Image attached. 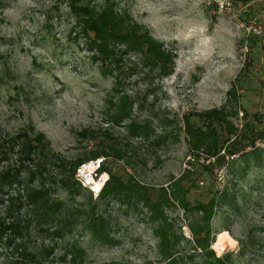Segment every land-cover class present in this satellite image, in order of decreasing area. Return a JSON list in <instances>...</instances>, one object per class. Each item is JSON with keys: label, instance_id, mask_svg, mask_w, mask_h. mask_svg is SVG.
<instances>
[{"label": "rangeland", "instance_id": "rangeland-1", "mask_svg": "<svg viewBox=\"0 0 264 264\" xmlns=\"http://www.w3.org/2000/svg\"><path fill=\"white\" fill-rule=\"evenodd\" d=\"M112 1L173 51L174 69L167 78L151 73L141 54L124 56L111 75L99 62L92 63L93 53L68 12L70 0H0V174L6 170L13 174L20 167L24 139L12 142L16 135L29 139L43 135L42 148L33 143L34 155L46 165L50 196L75 209L86 205L88 193L71 202L58 188L59 176L68 171L67 166H56L58 159L70 164L100 146L124 149L129 144L125 161L109 156L103 166L125 181L134 176L153 196L160 188L169 189L185 170L193 171L194 187L186 195L191 206L206 204L223 192L227 195V206L216 208L210 222L214 241L209 248L215 257L229 255L227 264H264V33L251 37L244 51L246 38L237 21L217 16L205 0ZM237 2L233 0L238 10ZM246 11L247 17L251 15ZM252 15L260 18L259 13ZM231 85L237 98L231 106L238 111L232 121L244 132V152L252 155L247 162L227 157L226 164L214 167L209 175L201 166L214 160L189 154L182 117L222 109ZM120 93L131 98V119L147 121L151 132L163 136L159 146L152 148L129 134L127 119L116 122L112 104ZM192 122L199 125L197 119ZM85 130L89 133L82 138ZM32 165L23 162L19 184L4 182L0 188V199H12L14 206L4 221L0 208L1 221L20 225L18 233L8 232L0 240V264H21L27 254L34 260L27 264H71L68 252L75 245L83 256L74 264H164L154 233L157 224L140 202L135 208L110 201L98 207L108 221L107 243L94 240L82 225L61 240L42 234L24 207L23 174ZM164 213L173 226L176 252L187 257L191 254L187 241L192 239L188 225L195 214H185L177 205L166 207ZM221 237L228 242L224 250L214 246ZM205 263L200 254L193 261L183 258V264Z\"/></svg>", "mask_w": 264, "mask_h": 264}, {"label": "trees", "instance_id": "trees-1", "mask_svg": "<svg viewBox=\"0 0 264 264\" xmlns=\"http://www.w3.org/2000/svg\"><path fill=\"white\" fill-rule=\"evenodd\" d=\"M93 2L90 0H70L68 4V12L75 18L76 28L85 37L87 49L93 53L90 57L92 63L99 62L101 69L111 75L113 69H117L122 63L124 56L141 54L143 62L149 67L151 73L157 72L163 78H167L172 73L175 59L172 50L165 49L161 42L150 37L148 29L134 23L128 12L119 10L114 1L102 0L97 5H92ZM113 91L119 94L116 87ZM226 95L227 104L222 109L205 110L197 113V115L188 113L182 117L183 131L189 154L193 155L194 158H198L200 154H203L204 161L214 160L213 163L202 164L201 166L202 170L209 173V175L213 173L214 167L226 164L227 157L234 161L233 159L237 156L247 162L248 157L252 155V152H244L246 148L244 132H239L232 121L233 118L238 116L236 105L234 108L231 106L232 103L237 104L234 85H231ZM112 105L115 107L116 122H119V120L123 122L126 119L129 121L126 127L129 134L147 141L152 148L163 142V136L151 132L150 124L147 121L139 123L135 119H131L132 104L128 94L118 95L117 103ZM193 119H197L199 125H194ZM88 133L85 130L80 135L84 138ZM22 138L24 140L19 147L18 154L20 167L13 174L10 170L2 171L0 174V188H2L4 182L19 184L23 162H32V168L25 167L26 170L23 174V179L26 182L24 207L31 215V223L33 222L42 234L52 233L57 239L61 240L74 227L82 225L85 230L91 233L94 240L107 243L110 241L107 233L108 221L103 214L99 213L98 207L103 202L110 201L111 203L123 204L127 208H135L137 203L140 202L149 210L150 220L157 224L154 233L159 242V256L164 264H183V258L193 261L195 254L203 256L206 261L205 264H227L229 255L225 254L216 258L209 248V245L214 241L211 238L210 222L214 218L216 208L222 205L227 206V195L223 192L206 204L200 203L191 206L186 195L194 187L191 180L194 174L193 171L185 170L183 175L173 179L169 189L160 188L158 193H154L153 196L152 190L139 185L134 176H128L125 181L122 176L113 175L111 170L103 164L99 173H107L108 180L93 202L92 193L83 190L74 181L75 167L81 162L84 163L100 157L106 159L111 156L112 160L117 162L125 161L130 151V145L127 144L124 149L109 145L100 146L96 150L88 152L86 157L78 158L70 164L58 159L56 166L60 169H65V166H67L68 170L67 175L62 174L59 176L56 183L58 188L65 193L71 202L79 197L82 192L88 193L86 205L79 204V207L73 209L74 205L69 207L65 202L55 200L50 196L49 188L45 182L46 177L44 176L47 173L46 165L40 164L39 159H36L34 155L36 146L43 147L44 136L37 134L29 139L25 134H18L12 142ZM34 142L37 143L36 146L33 144ZM173 205L180 207L185 214H195V219L188 225L192 239L187 241L191 253L187 257L176 252L173 226L164 213L166 207H172ZM13 207L12 199L9 201L0 199L3 221L13 211ZM85 207H88L86 211H84ZM20 208L21 206H18V209ZM19 230V223L10 222L6 224L0 219V240L8 232L15 234ZM68 254L71 255V264H74L77 259L82 258L83 251L75 245L72 252H68ZM24 260L21 264L34 262L29 254L24 256Z\"/></svg>", "mask_w": 264, "mask_h": 264}, {"label": "built area", "instance_id": "built-area-1", "mask_svg": "<svg viewBox=\"0 0 264 264\" xmlns=\"http://www.w3.org/2000/svg\"><path fill=\"white\" fill-rule=\"evenodd\" d=\"M206 6H211L217 16H230L233 21H237V26L244 33L246 42L243 45L244 51L247 50L248 40L251 37L262 36L263 26L260 22L259 15L246 16L245 9H236L233 5V0H205ZM242 17V18H241ZM104 163V158L91 159L84 163H80L74 169V181H76L85 191H90L94 197L99 196L101 189L108 179L105 172H100L101 165Z\"/></svg>", "mask_w": 264, "mask_h": 264}, {"label": "crops", "instance_id": "crops-1", "mask_svg": "<svg viewBox=\"0 0 264 264\" xmlns=\"http://www.w3.org/2000/svg\"><path fill=\"white\" fill-rule=\"evenodd\" d=\"M236 1H238L237 2L238 7H242L243 9L246 8L250 14L259 13L260 18H262L261 23L264 26V0H236Z\"/></svg>", "mask_w": 264, "mask_h": 264}, {"label": "bare ground", "instance_id": "bare-ground-1", "mask_svg": "<svg viewBox=\"0 0 264 264\" xmlns=\"http://www.w3.org/2000/svg\"><path fill=\"white\" fill-rule=\"evenodd\" d=\"M226 239L224 237H221L220 240L214 245L218 250H224L226 247L225 245H228L225 241Z\"/></svg>", "mask_w": 264, "mask_h": 264}]
</instances>
